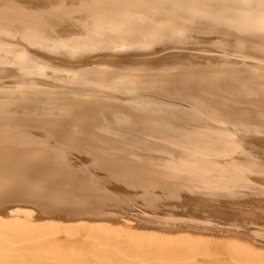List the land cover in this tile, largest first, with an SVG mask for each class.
Listing matches in <instances>:
<instances>
[{"label":"bare ground","instance_id":"6f19581e","mask_svg":"<svg viewBox=\"0 0 264 264\" xmlns=\"http://www.w3.org/2000/svg\"><path fill=\"white\" fill-rule=\"evenodd\" d=\"M0 264H264V0H0Z\"/></svg>","mask_w":264,"mask_h":264},{"label":"rangeland","instance_id":"374dc122","mask_svg":"<svg viewBox=\"0 0 264 264\" xmlns=\"http://www.w3.org/2000/svg\"><path fill=\"white\" fill-rule=\"evenodd\" d=\"M251 209H252V208H251ZM254 210H255V209H254ZM260 216H261V217H260ZM260 216H259V214H258V218H263L262 215H260ZM252 226H254V225H252Z\"/></svg>","mask_w":264,"mask_h":264}]
</instances>
